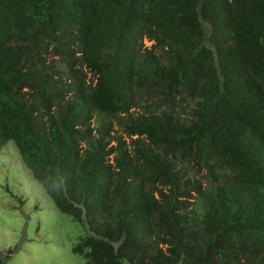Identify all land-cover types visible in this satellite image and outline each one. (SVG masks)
Instances as JSON below:
<instances>
[{
    "label": "trees",
    "instance_id": "obj_1",
    "mask_svg": "<svg viewBox=\"0 0 264 264\" xmlns=\"http://www.w3.org/2000/svg\"><path fill=\"white\" fill-rule=\"evenodd\" d=\"M10 142L85 264H264V0H0Z\"/></svg>",
    "mask_w": 264,
    "mask_h": 264
},
{
    "label": "rangeland",
    "instance_id": "obj_2",
    "mask_svg": "<svg viewBox=\"0 0 264 264\" xmlns=\"http://www.w3.org/2000/svg\"><path fill=\"white\" fill-rule=\"evenodd\" d=\"M86 231L56 207L11 142L0 150V253H9L7 264H85L73 247Z\"/></svg>",
    "mask_w": 264,
    "mask_h": 264
}]
</instances>
